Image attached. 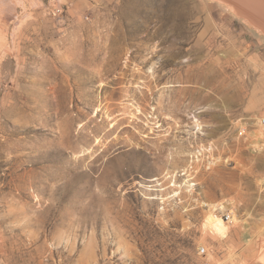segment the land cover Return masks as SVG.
Wrapping results in <instances>:
<instances>
[{
	"label": "rangeland",
	"instance_id": "1",
	"mask_svg": "<svg viewBox=\"0 0 264 264\" xmlns=\"http://www.w3.org/2000/svg\"><path fill=\"white\" fill-rule=\"evenodd\" d=\"M263 109L264 31L226 0H0V264H208L205 203L254 254Z\"/></svg>",
	"mask_w": 264,
	"mask_h": 264
},
{
	"label": "bare ground",
	"instance_id": "2",
	"mask_svg": "<svg viewBox=\"0 0 264 264\" xmlns=\"http://www.w3.org/2000/svg\"><path fill=\"white\" fill-rule=\"evenodd\" d=\"M233 4V9L235 8L239 14H243L248 17L251 22L264 29V0H226ZM199 128L202 127L201 122H197ZM223 159L222 156L215 158V160L210 161L209 164L214 166L218 164L219 161ZM229 162L238 165L234 159H229ZM204 216L206 217V222L208 228H212L218 236V249L225 248L226 255L221 258L218 252L212 251L207 243H201L199 247V253L206 254L209 261L208 264H236L242 257L249 259L250 264H264V230H258L256 241L251 236L250 238L246 235V243H254V254L250 251V247L244 249L243 253L237 254L238 242L242 237L241 223L235 220V214L226 203L214 204L205 203ZM228 212V213H227ZM227 213V214H226ZM246 226V225H245ZM204 233V232H203ZM249 236V235H248ZM243 239V237H242ZM244 242V240H242ZM247 252H249L247 254ZM246 264V263H245Z\"/></svg>",
	"mask_w": 264,
	"mask_h": 264
},
{
	"label": "built area",
	"instance_id": "3",
	"mask_svg": "<svg viewBox=\"0 0 264 264\" xmlns=\"http://www.w3.org/2000/svg\"><path fill=\"white\" fill-rule=\"evenodd\" d=\"M258 121H259V125L262 127V129L264 131V109H263L261 115L259 116Z\"/></svg>",
	"mask_w": 264,
	"mask_h": 264
},
{
	"label": "water",
	"instance_id": "4",
	"mask_svg": "<svg viewBox=\"0 0 264 264\" xmlns=\"http://www.w3.org/2000/svg\"><path fill=\"white\" fill-rule=\"evenodd\" d=\"M264 31V29H262Z\"/></svg>",
	"mask_w": 264,
	"mask_h": 264
}]
</instances>
